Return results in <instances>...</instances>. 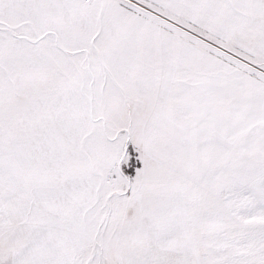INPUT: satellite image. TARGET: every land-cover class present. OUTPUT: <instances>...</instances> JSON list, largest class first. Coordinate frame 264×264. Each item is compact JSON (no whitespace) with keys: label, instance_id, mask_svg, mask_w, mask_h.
Instances as JSON below:
<instances>
[{"label":"snow or ice","instance_id":"1","mask_svg":"<svg viewBox=\"0 0 264 264\" xmlns=\"http://www.w3.org/2000/svg\"><path fill=\"white\" fill-rule=\"evenodd\" d=\"M0 264H264V0H0Z\"/></svg>","mask_w":264,"mask_h":264}]
</instances>
